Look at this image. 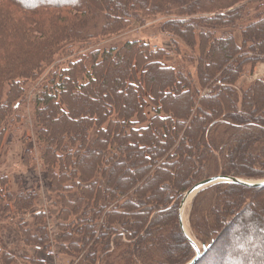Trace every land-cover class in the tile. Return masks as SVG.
<instances>
[{"label": "trees", "instance_id": "1", "mask_svg": "<svg viewBox=\"0 0 264 264\" xmlns=\"http://www.w3.org/2000/svg\"><path fill=\"white\" fill-rule=\"evenodd\" d=\"M147 16L164 18L158 31L185 46L192 70L169 65L148 40L91 48ZM259 63L264 0H0V149L6 126L20 120L14 103L40 80L32 126L56 237L22 184L13 195L0 179L1 212L30 214L33 229L15 223L25 246L44 254L56 243L64 263L186 264L193 250L178 225L182 195L217 175L264 178V78L241 81ZM105 87L113 97L94 100ZM189 223L197 239L212 240L197 264H264L255 237L264 233V186L208 187L192 200ZM232 233L240 252L218 262ZM0 253V264H16Z\"/></svg>", "mask_w": 264, "mask_h": 264}, {"label": "rangeland", "instance_id": "2", "mask_svg": "<svg viewBox=\"0 0 264 264\" xmlns=\"http://www.w3.org/2000/svg\"><path fill=\"white\" fill-rule=\"evenodd\" d=\"M153 18L152 17L149 18V16L143 17L140 23H136L134 20H130V23H128V25L126 26V29L121 31L119 34L114 35V36L96 37V39L93 40L92 44L99 43L100 45L98 44L91 48H99V47H101V49H110L112 47L118 48L127 42H132V41H137V40H148L150 42L151 47L156 46V48L163 49L167 53H169L166 58L169 65L170 63H173L174 65L181 68L183 71L192 70L193 65L190 63L191 57L187 56L186 54L187 53L186 51L188 50L178 40L176 42V45L173 46L169 38L166 35L161 34L158 31V27L160 25L159 22L164 20V18H160L158 16L156 18L155 17ZM143 19L145 21H148L149 19L151 20L148 23H144L142 21ZM95 27H96L97 34H98L100 24L98 22L95 23ZM88 32H93V30L89 28ZM93 34L97 35L96 32H94ZM175 49L179 50V53H178L180 55L179 57L178 55L175 54ZM177 58L179 59L183 58L184 67H181L179 65V63L177 62ZM55 59H56L55 63L65 65L63 64L64 61L61 60L59 57L56 56ZM259 65H262V67H264V63H259L258 65H256V67ZM49 68L46 69V71L50 70ZM252 76L253 75L250 76L248 75V73H246L245 75H243L241 81L243 80L244 84L246 85L251 84L252 82L255 81L252 78ZM263 78H264V69H262L261 75L258 77V79H263ZM39 81L40 80L36 81V83L30 84V89L28 91V94L26 93V96L24 95V100L20 102L18 101L20 105L19 103H14L13 105L14 113L16 112L15 114H17V116L20 117V120L18 121L17 124L15 122L9 121L12 123H9L4 129L5 131L3 133L4 136H3L2 144H1L2 147L0 149V179H3V180L5 179V182L7 185L4 189L6 191L8 189L10 194L15 195V193H17L15 190L17 189V187H20L21 184L23 185L21 186L22 190L21 188L17 189L19 193H23V192L36 193L38 195L37 196L38 201L36 203V208L34 209L35 212H38V211L40 212L42 210L41 205H43V210H44L43 214L49 217V219L52 220V223H54L55 215H53V213H51L50 211H46L45 209V208H49L52 212L56 211L54 208L50 206V201H49L50 194L48 195L47 193L48 182L45 178L44 173L41 172L42 170L40 169L41 163L39 161V145L35 137V130L32 126L33 125L32 120L34 117V108H35L34 99H35L36 94L39 93ZM244 84H239V85H244ZM105 96H107L108 98L113 97V94L110 91H108L107 87L102 88V89L95 88L94 93H93L94 100H99L100 98H104ZM147 114L149 115V113ZM69 121L72 122L74 120L71 119ZM26 150L28 152V160H30L29 165L27 167H25L23 163V156ZM120 179L121 180H119L118 183L121 184L122 187L128 184L129 182L127 176L122 175ZM245 180L261 181V180H264V178L245 179ZM5 205H6L5 201H0V235L5 230L6 231L5 234L8 235L10 242H13V245H18V248H20L21 250L30 251L31 248L29 246H25L23 238L21 237V235L18 234L16 224H15L17 220H20L23 218L26 220V224L23 226L24 227L23 229L24 230L29 229V228L33 229L32 227L33 223H31L32 219H31L30 214H26L23 216L17 215L15 217L12 214L8 215L6 213L1 212V210L4 208ZM191 205H192V201L188 203L186 207L184 208L183 221L191 237L200 247L202 243H209L212 240L207 239L205 241H200L192 234L191 229H190V223H189ZM47 213H49V215ZM11 218L13 220L10 222ZM251 220L253 222L258 223V219H256L255 216H252ZM45 226L50 231V233H54V234L57 233L55 223H54L53 228L48 227L47 223H45ZM239 237H240V234L236 233V234H233L231 238H227V237L225 238L227 248H222L221 250L217 252L216 256H219L220 258L218 259V262L222 260L221 258L223 259L226 258V260H229L233 257V255L236 252H240L239 250L235 251V248H237L236 244L240 240ZM255 237H256V241L264 242V233L261 230H258L256 232ZM51 239H55V235H52ZM249 249H251L250 251L253 253L260 251V249L254 244H253V247L251 245ZM56 252L58 253V251ZM58 257H60V255ZM77 261H74V263H77ZM22 262L23 261H21V263ZM115 264H118V261ZM203 264H206V262Z\"/></svg>", "mask_w": 264, "mask_h": 264}, {"label": "water", "instance_id": "3", "mask_svg": "<svg viewBox=\"0 0 264 264\" xmlns=\"http://www.w3.org/2000/svg\"><path fill=\"white\" fill-rule=\"evenodd\" d=\"M219 183H228V184H234L239 185L242 187H250V188H258L264 186V180L261 181H249L245 179L235 178V177H229V176H223V175H217L214 177H210L208 179L202 180L196 184H194L190 189H188L181 197L179 205H178V225L180 232L182 233L183 237L186 239L188 244L191 246L193 250V257L190 261H188L186 264H197V262L202 258V256L207 252V250L210 248L212 242L209 243H202L200 247L197 245V243L194 241V239L187 234V227L183 221V214H184V208L188 203H190L196 195H198L201 191L204 189L211 187L213 185L219 184Z\"/></svg>", "mask_w": 264, "mask_h": 264}, {"label": "crops", "instance_id": "4", "mask_svg": "<svg viewBox=\"0 0 264 264\" xmlns=\"http://www.w3.org/2000/svg\"><path fill=\"white\" fill-rule=\"evenodd\" d=\"M262 69H264L262 65H259L256 67L253 79L261 75ZM5 232L6 231L4 230L3 233H1L0 235V249L5 250L10 255H12L16 259L17 264H31L27 261L30 257H33L35 259H41L45 264H57V263H54L50 258L45 256L44 254L33 251L32 249L30 251L21 250L20 248H18V245H13V242H10L9 237L8 235L5 234ZM21 261L23 262L21 263Z\"/></svg>", "mask_w": 264, "mask_h": 264}, {"label": "bare ground", "instance_id": "5", "mask_svg": "<svg viewBox=\"0 0 264 264\" xmlns=\"http://www.w3.org/2000/svg\"><path fill=\"white\" fill-rule=\"evenodd\" d=\"M184 217V216H183ZM187 234L190 236L189 232L187 231Z\"/></svg>", "mask_w": 264, "mask_h": 264}]
</instances>
